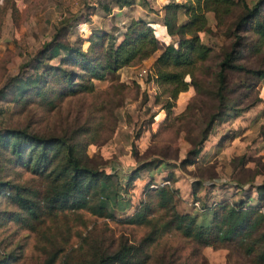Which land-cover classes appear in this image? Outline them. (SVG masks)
Returning a JSON list of instances; mask_svg holds the SVG:
<instances>
[{
  "label": "trees",
  "instance_id": "obj_1",
  "mask_svg": "<svg viewBox=\"0 0 264 264\" xmlns=\"http://www.w3.org/2000/svg\"><path fill=\"white\" fill-rule=\"evenodd\" d=\"M111 1L117 8L147 4L146 0ZM88 8L89 19L95 7ZM99 8L106 14L111 11L109 2L99 3ZM263 9L264 0L251 4L246 0H166L162 6V25L167 36L175 40L153 59L151 79L163 88L168 100H175L191 86L196 96H211L215 104V109L204 119L199 136L188 140L190 147L180 166L192 165L213 124L237 117L248 105L242 104L248 90L260 81L264 83V67L250 68L243 62L246 55L253 56L264 50ZM69 25L65 22L58 26L36 53L38 69L43 65L40 70L32 77L11 79L15 88L14 102H25L32 96L44 106H50L49 110L57 109L59 101L92 94L94 80H103L119 68L150 58L158 48L154 28L141 18L132 19L125 26L119 41L106 30L91 32L85 40V49L81 38L73 43L63 40ZM200 33L225 37L213 67L203 65L215 52L202 41ZM57 56H60L57 64L43 63L44 58L52 60ZM202 69L208 75L202 73ZM236 73H243L244 80L235 89L244 92L235 93L234 101L228 103L227 87ZM162 109L166 120L172 105L168 102ZM92 130L96 131L80 126L60 135L41 134L28 125L0 130V156L7 164L22 168L32 177L26 182L0 177V195L6 206L17 209L0 210V219L19 223L31 233L48 221L79 212L150 228L137 244L119 238L116 246L111 238L92 236V230H88L80 238V245L63 255V264H147L150 256L145 248L157 236L169 232L178 233L199 248L234 246L251 258L253 264H264V214L259 211L264 203V183L253 187L257 195L254 204L247 199L234 204L224 199L202 205L194 213L175 209L177 189L167 184L150 188V183L143 190L147 198L154 197L155 201L143 200L132 206L128 187L137 178V169L119 174L95 163L96 155L89 157L86 153L87 146L94 142L93 137L87 136ZM163 166L172 167L159 162L156 168ZM199 186L198 181L192 183L191 195L195 200ZM48 243L51 250L46 252L41 264H53L64 251L58 246L54 233ZM161 257L157 258L163 264ZM2 263L4 260H0ZM173 263L172 260L166 262Z\"/></svg>",
  "mask_w": 264,
  "mask_h": 264
},
{
  "label": "rangeland",
  "instance_id": "obj_2",
  "mask_svg": "<svg viewBox=\"0 0 264 264\" xmlns=\"http://www.w3.org/2000/svg\"><path fill=\"white\" fill-rule=\"evenodd\" d=\"M97 1L109 2L115 7L111 0ZM254 1L246 0L248 4ZM93 2L96 0H0V130L28 125L32 131L41 134L60 135L80 126L96 129L88 133L94 142L86 148L89 157L96 155L95 163H101L106 171L112 169L119 174L137 169V179L128 187L132 206L143 200L155 201L154 197L147 198L143 190L150 183V188L167 184L177 189L175 209L178 212L193 213L202 205H211L214 200L225 199L234 204L247 199L254 204L257 195L253 187L264 183V83L261 81L248 90L242 100L247 107L235 118L215 122L196 161L183 166L179 164L190 147L188 140L199 136L204 119L215 109L214 100L205 94L196 96L191 86L179 93L175 100H168L163 88L156 86L151 79V57L119 68L103 80H94L92 94L59 101L54 110H49L50 106H44L32 96L25 102H14L15 88L11 79L15 76L22 79L32 77L43 67L39 65L38 69L35 55L58 26L65 22L70 24L63 40L73 43L81 38L82 48H86L85 40L91 33L86 30L100 26V18H103V13L97 10L89 17V22L88 7ZM151 8L154 12L161 10L160 6ZM122 12H133V9ZM208 18L212 23L211 15L208 14ZM80 20L87 23L86 28L77 27L76 22ZM111 28L108 26L103 30L111 33L117 41L116 27ZM200 37L215 52L214 57L203 65L213 67L219 47L225 44V37L202 33ZM157 38L161 44L162 39L159 35ZM59 57L44 58L43 63L55 65ZM243 62L250 68L264 67V50L253 56L246 55ZM202 73L208 75L203 69ZM243 80V73L233 75L227 87L229 101L226 102L232 103L235 93L244 92L235 89ZM168 102L172 105L171 114L164 120L162 107ZM159 162L172 167L156 168ZM0 177L19 182L32 178L22 168L7 164L1 156ZM194 181L200 182L197 200L191 195ZM6 208L17 210L6 206L0 195V210ZM259 211L264 214V203ZM149 229V226L95 218L85 212L48 221L35 233L19 223L0 219V260H4L2 264H41L46 252L51 250L48 240L54 233L58 246L64 251L53 264H63V255L70 248L78 247L80 238L88 230H92V236L111 238L116 246L119 238L137 244ZM145 251L150 256L147 264H160L157 257L161 255L163 264L170 260L173 264H253L251 258L234 246L199 248L176 232L157 236ZM172 252L174 255L171 256Z\"/></svg>",
  "mask_w": 264,
  "mask_h": 264
},
{
  "label": "crops",
  "instance_id": "obj_3",
  "mask_svg": "<svg viewBox=\"0 0 264 264\" xmlns=\"http://www.w3.org/2000/svg\"><path fill=\"white\" fill-rule=\"evenodd\" d=\"M95 3V4H94ZM99 3L101 4V1H97L93 2L92 5L90 6H94V10L93 12L89 15V17L91 18L92 16H94L97 12V10H99L100 12L103 13V18L101 17L100 20L101 22L99 23L100 26L98 27H93L90 29H87L86 31H95V30H103L104 27H116L115 31L118 34V38L117 41L120 40L121 38V33L124 31L125 26L132 20V19H137V18H141L143 20H145L152 28H154V33H155V37L157 40V51L154 53V55L151 57V59L153 60L169 43L174 44V39L173 37L167 36L166 32H165V28L162 25V17H163V10H162V6L166 3V0H146V5L142 6L139 4H133L130 5L128 7H122V8H117L115 7H111V11L109 13H104L103 11H101V9L99 8ZM149 3V6H148ZM152 5V6H150ZM161 7V10L154 12L153 10H151L153 7H157V6ZM130 9H133V12H122V11H129ZM115 11H121V12H114ZM90 22V19H89ZM88 22V23H89ZM86 24L85 22H82L81 20L76 22V25L79 29H82L81 27H85L86 28ZM104 24V26H103ZM71 27V26H70ZM87 35V32L86 34ZM158 35L160 36V38L162 39V43L160 44L158 42ZM173 39V40H172ZM160 114H158L157 116H159ZM137 179V178H135ZM215 201V200H214ZM194 213V212H193Z\"/></svg>",
  "mask_w": 264,
  "mask_h": 264
}]
</instances>
